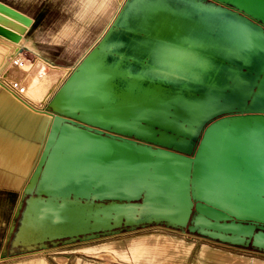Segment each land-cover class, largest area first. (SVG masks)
I'll use <instances>...</instances> for the list:
<instances>
[{
  "label": "bare ground",
  "instance_id": "obj_1",
  "mask_svg": "<svg viewBox=\"0 0 264 264\" xmlns=\"http://www.w3.org/2000/svg\"><path fill=\"white\" fill-rule=\"evenodd\" d=\"M212 5L119 0L100 39L71 67L38 55L23 62L19 46L32 18L0 1V122L9 137L16 136L27 162L21 173L5 167V176L20 175L16 184L0 177L2 186L26 195L13 245L43 247L47 240L90 236L142 219L185 222L190 212L185 175L195 157L139 149L118 134L189 150L191 135L211 114L264 109V32ZM41 64L48 67L42 74ZM14 82L22 86L20 94L11 89ZM91 123L111 132L104 135ZM239 133L213 135L204 170L240 175L245 195L253 185L261 192L256 202L263 204L264 120ZM141 192L142 203L129 202ZM104 197L111 201L104 203ZM209 201L198 208L196 226L230 239L250 232V226L224 228L232 235L214 231L221 226L208 219L218 215ZM254 243L264 246V235L256 233Z\"/></svg>",
  "mask_w": 264,
  "mask_h": 264
},
{
  "label": "rangeland",
  "instance_id": "obj_2",
  "mask_svg": "<svg viewBox=\"0 0 264 264\" xmlns=\"http://www.w3.org/2000/svg\"><path fill=\"white\" fill-rule=\"evenodd\" d=\"M41 1L32 4L27 9L31 10L30 7H39L40 5L45 8H58L63 14L37 16L36 24L28 34L37 37L40 40L38 43L40 51H43L47 58L54 60L55 65L60 66L73 64L85 47L102 30L109 18L115 14L119 2V0ZM201 1L205 5L211 3L210 0ZM24 53L26 58H23V62L24 59H29L32 63L35 55L28 50ZM47 69L46 65L41 64L40 74ZM226 115L228 114H218L205 123L204 128L200 130L194 141L195 149L206 138L203 137L206 128L212 123L222 122V118ZM68 119L76 122L75 118L68 117ZM241 122L242 120H231L221 125L226 127ZM69 123L75 124L70 121ZM91 126L99 129L104 135L105 132H111L97 125ZM118 136L133 140L135 146L141 149H156L155 144L142 141L133 135L118 134ZM7 140V136L0 135V149H2L0 151L6 152V144H9ZM143 144H148L150 147H144ZM10 152H13L14 156H17L18 153L20 157L23 156L17 143L12 145ZM194 154V152H191L186 156L192 158ZM10 160L11 163L5 160L0 161V172L5 171V167L12 169L19 166L21 170L18 173L27 169V162L23 157L19 160ZM199 164V161H196L193 165L198 168ZM0 177H9L8 179L16 184L15 179L18 180L20 175H15L14 178L11 175H0ZM185 179V187L188 188L186 189V196L191 200V204L189 215L183 223L176 222L173 224L165 219H142L133 225L119 224L113 228L98 230L90 236L47 240L43 247L34 246L32 249L20 244H12L21 206L26 198V195L19 188H14L17 192H13L14 201H12V198L10 199V203H12L8 218L0 224V264H264V246L254 243L255 234L258 232L264 233V219L224 217L218 214L219 208L215 209L214 206L217 205H210L211 212L218 215L216 218L209 216L208 219L211 223L222 226L220 229L215 228L214 231L232 235L234 231L223 229V227L230 225L233 228L250 226V232L239 233L238 239H230L220 234L208 232L209 226L200 227L195 225L194 216L198 211L196 210L197 205L204 206V202H198L194 199L191 190L192 185L198 182L204 193L218 203L225 204L224 201L227 200L229 191L234 186L233 182L228 181L226 177L223 179L214 178L213 190L207 191L198 169L188 171ZM15 184H12V186L14 187ZM237 194L240 195V192H237ZM144 198L145 196L141 192L136 198H130L129 202L140 204L144 201ZM101 200L104 203L111 201L107 197ZM115 201L123 202L126 199L117 198ZM238 205L243 212L248 210L249 213L256 214L255 207L243 198L239 200ZM210 229L212 230V227ZM40 248L41 250H38Z\"/></svg>",
  "mask_w": 264,
  "mask_h": 264
},
{
  "label": "water",
  "instance_id": "obj_3",
  "mask_svg": "<svg viewBox=\"0 0 264 264\" xmlns=\"http://www.w3.org/2000/svg\"><path fill=\"white\" fill-rule=\"evenodd\" d=\"M210 1L212 4H214V5H212L213 7L222 6L223 8H228L231 11H233L236 15L240 16L238 18H243L244 21H248V22H252V23L257 24L259 26V28L264 32V0H210ZM211 3L207 4V5H211ZM112 17H113V15L109 18L107 23L104 25L102 30L96 35V37L92 40V42L90 44H88V46L85 47L83 52L75 59L73 64L70 65L71 67H74L80 61V59L90 50V48L100 39V37L102 36L103 32L105 31L107 25L110 23ZM25 40H27V38H25ZM25 50L31 51L34 54L41 57V55L34 48H29L26 45H20L19 46L20 52H23ZM46 107L48 109H51L50 105H48V104L46 105ZM222 113L228 114V115H226V117L222 118L223 119L222 122H217L216 124L212 123L211 125H209L206 128L207 132L205 131V133L203 135V137H206V138L201 142L202 144H200V146L195 149V146H194L195 142L194 141L197 138L198 134L200 133V130L202 128H204L205 123L207 121H209L210 119H212L213 117L217 116L218 114H222ZM152 118H154V117H152ZM231 120H235V121L236 120H242V122L239 124L229 125L226 127L224 125H221V124H223L225 122H229ZM259 120L260 121L264 120V109H241V110L232 109V110H225V111H219V112L213 113V114H211V116H209L208 119H206L205 121L202 122L201 127L197 128V132L194 135L193 134L191 135V136H193V138H192L193 142H192V147L189 150H183V149H180L177 147L175 148V146H173L170 143L157 142L154 140H142L141 138L137 137L136 135H134V134H132V135L134 137L142 140V141L155 144L156 145L155 150H162L165 152L167 151L169 153H174L173 151L177 150L178 152H180V154L178 153V155H181L183 158H186L188 160L195 157V161L193 164H195L196 161H199L200 164H199L198 168H196V166L193 165L192 170L196 171L198 169L199 174L201 176V179L203 180V183H204L207 191L213 190L214 178L223 179L226 177V179L228 181L233 182L234 186H233L232 190L229 191V196H227V198H226L227 200L224 201L225 204L218 203L212 197H209L206 193L203 192L199 183L197 182L195 185H192V187L195 189H198V192L196 190L195 193H193L194 190H192V189L191 190H192V196L194 197V199L198 200V202L203 201L204 205H205V203L208 200H210L209 202H211L212 206L217 205V206H214V207H216L215 209L219 208V210H218L219 215H221L223 213H228V215H222L224 217L235 216V217L241 218V219H248V218L264 219V202H263V204L256 202L257 194H261V192L257 191L253 185L247 187L249 193L247 195H245V193H246L245 181H244V183H242V181L240 180L241 179L240 175H228L227 173L221 174L220 176H217L218 175L217 173H214L213 175H209L204 170V165L207 161V158L205 156H206V153L208 152V150H210L212 145H213V135L223 134V135H225L224 137H228L229 135L233 136L236 134L239 135V134H241V133H239V130L241 129L242 126L254 123L255 121H259ZM246 121H249V122H246ZM70 122H75V121L70 120ZM91 124L96 125V123H91ZM97 126L102 127V128H106L110 131V129L107 127L100 126V125H97ZM164 126L165 127L166 126L171 127L173 129L177 130V128L170 125V123L169 124L165 123ZM105 134H107V132H105ZM122 135H125V134H122ZM132 135H129V136H132ZM118 137H121V136H118ZM127 141H131V143L135 146V142L133 140L128 139ZM239 144L242 145L243 140H239ZM143 145H144V147L145 146L150 147V145H148V144H143ZM241 145L239 146V150H238V153L240 155L243 154V153H241ZM136 148H139V147H136ZM139 149H141V148H139ZM145 149H147V148H145ZM148 150H150V149H148ZM155 150H150V151H155ZM234 150H236V149H234ZM191 152L195 153L194 157L189 158L188 156H186V154L191 153ZM250 184H251V182H250ZM237 192H240V195L237 194ZM186 198L188 199V196H186ZM242 198L246 202H249V204H252L255 207L256 214H251V213H249L248 210L243 212L242 209L239 208L240 206L238 205V202ZM188 200H190V199H188ZM190 204H191V200H190ZM197 207L200 208L201 205H199V206L197 205ZM202 207H203V205H202ZM198 208H196V210H198ZM229 226L230 225H228L226 227H229ZM231 227L233 228V226H231ZM237 228H239V227H234L233 229L237 230ZM223 229H224V227H223ZM258 233H261V232H258ZM261 234L264 235V233H261ZM254 239H255V236H254Z\"/></svg>",
  "mask_w": 264,
  "mask_h": 264
},
{
  "label": "crops",
  "instance_id": "obj_4",
  "mask_svg": "<svg viewBox=\"0 0 264 264\" xmlns=\"http://www.w3.org/2000/svg\"><path fill=\"white\" fill-rule=\"evenodd\" d=\"M0 1L12 6L13 8H16L17 10L21 11L22 13H24V14H26L32 18L31 23L29 25V28L27 29V31L24 34V37L27 38V40H25V38L23 37L24 39L21 42V44L26 45L29 48H34L41 55V58L45 59L46 61H48L51 64H55L56 62L54 60L47 58L46 55H44V52L40 51V49L38 48V45H39L38 43L40 42V40L37 37H35L34 35L28 34V32L36 24V17L37 16H41V15L58 16V15H61L63 13L61 11H59L58 8H52V9L51 8H45V7H41L40 5H39V7H34V6L30 7V8H32L31 10L27 9V7L31 6L32 4L34 5L37 2L39 3L41 0H12V1L11 0H0ZM25 51L21 52L23 57H25V53H24ZM34 55H36V54H34ZM0 130L3 132V134L0 133V135L7 136V138H8L7 142L9 143V144H6V146H8L6 149V152L0 151V161H3V160L8 161L10 159H13V160L22 159L23 156L20 157L19 153L17 156H14L13 155L14 153L10 152V150H9L10 147L12 148L11 143H14L16 141V136L12 135V136H10L11 137V139H10V137L8 135L9 132L6 131L7 130L6 126L2 125L1 122H0ZM0 150H2V149H0ZM23 153L24 152H22V154ZM4 169H6V168H4ZM12 169L19 172V170H21V167H19V166L17 168L13 167ZM4 174H5L4 171L0 172V175H4ZM13 192H17V191L15 189L10 188V187L0 185V224L3 223L4 220L8 218V213H9L11 203H12V202L10 203V199L12 198V201H14L13 200V196H14ZM13 204H12V206H13Z\"/></svg>",
  "mask_w": 264,
  "mask_h": 264
},
{
  "label": "built area",
  "instance_id": "obj_5",
  "mask_svg": "<svg viewBox=\"0 0 264 264\" xmlns=\"http://www.w3.org/2000/svg\"><path fill=\"white\" fill-rule=\"evenodd\" d=\"M20 61L18 59H13L12 63L13 64H17ZM11 89L16 93V94H20L23 91L22 86H20L18 83H12Z\"/></svg>",
  "mask_w": 264,
  "mask_h": 264
}]
</instances>
